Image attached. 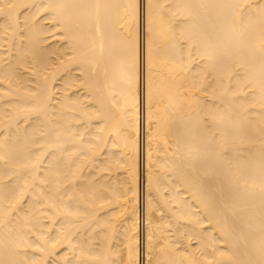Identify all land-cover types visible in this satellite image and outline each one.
Wrapping results in <instances>:
<instances>
[{"label":"bare ground","instance_id":"bare-ground-1","mask_svg":"<svg viewBox=\"0 0 264 264\" xmlns=\"http://www.w3.org/2000/svg\"><path fill=\"white\" fill-rule=\"evenodd\" d=\"M0 264H264V0H0Z\"/></svg>","mask_w":264,"mask_h":264}]
</instances>
